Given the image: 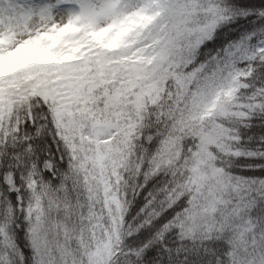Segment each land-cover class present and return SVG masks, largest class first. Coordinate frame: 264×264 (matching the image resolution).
Masks as SVG:
<instances>
[{"label":"snow or ice","instance_id":"6c2138e0","mask_svg":"<svg viewBox=\"0 0 264 264\" xmlns=\"http://www.w3.org/2000/svg\"><path fill=\"white\" fill-rule=\"evenodd\" d=\"M0 264H264V0H0Z\"/></svg>","mask_w":264,"mask_h":264}]
</instances>
